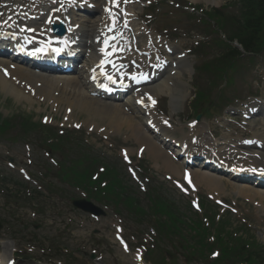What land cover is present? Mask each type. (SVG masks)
I'll return each instance as SVG.
<instances>
[{"label": "rangeland", "instance_id": "obj_1", "mask_svg": "<svg viewBox=\"0 0 264 264\" xmlns=\"http://www.w3.org/2000/svg\"><path fill=\"white\" fill-rule=\"evenodd\" d=\"M149 1L151 0H127L126 4H132L136 14H141L138 20H142L146 24L151 23L157 32H164L163 34L166 36H178L175 39L172 37L173 43L183 52L187 53L189 48L199 43L202 38L209 43L202 51H198L196 47V50L193 51L191 48V53L184 56L186 60L183 63L185 65L187 63V67L182 70L179 89L174 91L180 100L172 106L170 95L167 92L162 91L158 94L159 108L168 114L171 125L176 129L173 136L179 138L181 134L187 133L186 124L195 117L189 104L193 95V85L197 84L203 89L207 87L210 90L211 88L208 85L210 80L206 79V76L211 74L193 73V68L199 66L201 62L208 63L225 51L224 47L212 43L211 38L214 35L204 36L208 32L202 30L201 27L203 26L199 27L198 19L191 16V11H193L191 6L203 9L217 8L230 0H155L160 1V3H153L155 5L148 6ZM185 5L188 8L185 9ZM193 15L204 17V14L198 11H194ZM220 33L222 32H217L216 35ZM234 72L236 73L233 74L232 83L221 93L218 89L208 91L209 98L214 100L215 108H210L206 115L204 113L199 114L200 119L198 126H196L197 131L200 129L199 132L203 133L206 138L212 137L211 131H208L210 126L211 128L214 127L212 130H218V136L225 133L240 139L252 137L254 127L243 126L239 116L226 115L231 108H224V103L228 101L235 104L237 101H251L252 98L248 97L249 95H257L258 98L261 97V101H264V49L252 60L242 57L240 61L236 62ZM21 83L24 82L19 81L17 85L23 87ZM14 84L15 82H13ZM184 92L188 95L182 99L181 95ZM22 93L27 96L29 91ZM58 95H60L58 91L53 94L56 97ZM33 97L40 99L35 98L32 103L24 99L16 100L9 94H5L0 88V114L5 118L11 117V121H14V117L17 116L28 117L29 121L33 123L41 122L43 115L45 118H52L50 124L44 125L55 126L56 128L53 129L56 130L61 128L60 126L67 117L70 127L65 128L64 132L73 129L71 127L72 122L81 124L80 130L73 132L72 136L74 137L67 144L69 151H77L74 148V143H78L81 148H85L91 154L90 158H103V160H99L111 163V165L114 164L119 173L123 177L125 176V165L121 161L122 156L120 158L118 155V148L127 146L125 148L131 149L132 155L139 153L137 147L140 141L135 128H126L125 125L120 128L115 123L109 122L108 115H105L106 119H97V117L87 120L88 113L78 109L73 110L69 115H64V108L67 107V104H57L52 99L48 102L40 94ZM122 106L123 113L131 117L135 116L138 124H142L143 116L137 112L131 113L130 105ZM203 106L205 105L201 107ZM228 117L230 119L235 118L234 124L228 122L226 124L224 120ZM250 122L255 124L256 131L261 134L264 133V122L260 121L259 117L251 119ZM89 125L94 126V129L90 135H87L89 129L86 130L90 127ZM223 125L226 126L223 127ZM97 127L100 129L99 131H95ZM103 128L104 131L102 132ZM43 129L47 128L31 126L29 129H24L15 125L7 129L3 134L4 137L0 136V254L13 255L17 264L33 262L38 264H137L136 260L140 253L138 242L144 241L141 235L147 231L148 219H141L140 222L135 221L126 209L120 211L119 218L108 206V209H104V214L95 220L82 211L73 208L69 198L77 197L80 194L72 188V185L69 186L60 181L55 174V167L48 169L49 163L45 158L47 156L42 151V145H47L48 137L44 134ZM197 131L193 132L194 135L196 134L195 137L198 136ZM97 132L98 135H96ZM11 137H15V139H11ZM206 138L203 139L207 142ZM85 139H87V143H85ZM26 145L29 146L30 152H27ZM144 150L145 152L142 154L144 159L141 163L149 171L147 174L153 178V184L159 182L162 185V191L167 195L166 197L173 200L179 210L184 212V215L189 216L193 211L188 206L191 202H188L187 196L194 198L195 191L201 197L208 196L213 200H222L221 204H224L225 207L236 209V214L231 216V221L233 220L234 224L237 225L239 223L246 224L255 236L257 243L264 245V200L260 201L259 197H253L249 200L225 179L220 180L225 185L224 191L220 194L208 190L194 172L192 173V180L198 187L187 189L188 191L183 193L184 197L181 195V190L174 188L170 181L164 179L165 173H169L168 175L172 173L175 177L180 176L182 169L179 168V171L173 167L166 168L161 160L151 157L147 147H144ZM52 156L57 162L61 160L58 153H52ZM137 162L136 160L135 163ZM20 169L25 173L27 172L30 177H25V174L19 173ZM213 187L216 190L217 186L214 185ZM134 192L140 203L146 205V197L141 195L143 193L136 185H134ZM91 201L102 207L101 203H96L93 199ZM187 207L190 208V211ZM120 221H123V224H119ZM115 225L122 227V230H118V232L127 242V251L114 239V234L117 231ZM182 234L185 236L184 232ZM157 237L160 235L157 234ZM163 237L164 239L159 243V246L162 248V252H170V258L174 264H211L214 262L207 254L203 258L195 256L190 260L185 259L184 255L188 254H186V250L176 248L178 242L183 243V240L179 236L176 238L169 234ZM184 239L189 242L187 236ZM158 250L155 246L154 252L156 253ZM91 254L93 257H90ZM262 254L264 255V251ZM222 264L236 263L225 260Z\"/></svg>", "mask_w": 264, "mask_h": 264}, {"label": "bare ground", "instance_id": "obj_2", "mask_svg": "<svg viewBox=\"0 0 264 264\" xmlns=\"http://www.w3.org/2000/svg\"><path fill=\"white\" fill-rule=\"evenodd\" d=\"M46 1L47 3L46 2L41 3V5L37 7V11L43 10L44 9L43 7L46 8L47 4L50 5L53 0H46ZM109 2L110 1L108 0H96V8L97 9L100 8V5L107 6L109 5ZM18 7H20V9H18ZM1 10H2L1 15L13 19L15 17L18 18L22 14L26 13L28 8H26L25 4L22 3L21 1L13 0L12 3H10V6H5L3 8L1 7L0 11ZM84 10H83L84 14L81 15L82 18H78L76 20V22L79 23V27L77 28V31L75 33L77 32L80 33L84 43L85 44L87 43L86 44V46L88 47L87 49L91 50L93 46V38L96 36L95 35L93 37V35L97 33V27L98 28L100 27L99 25L100 23H95L94 21H99V16L95 17L96 19L94 20L92 19V17L90 18L88 16L89 9H87V7H84ZM20 12L21 15L19 14ZM51 13H53L54 15L56 13V9L55 12L51 11ZM4 19L6 18L1 17L0 21ZM129 33L130 31H127L125 34H129ZM137 35H139L138 37L139 39H141L140 43L144 44V37L142 36V33H137ZM4 53L7 54L8 56L7 57L0 56V70L2 69L7 70V72L10 73L9 79H6L1 74L0 71V88L5 94H9L10 96L14 97L16 100L24 99L32 103V101L35 100V98L36 99H40V98L33 97L30 92L28 93L27 96H25L22 93L26 91V86L30 84L29 86L34 91V96L40 94L42 97H45L48 102H50L49 100L52 99L53 102H56L57 104L65 103L67 104L66 106L67 108H69L71 113L75 109H78L79 111H85L88 113L87 120H90L89 118L96 119L97 117H98L97 119H106L105 115H108L109 122L115 123L116 125L120 126V128L124 125L126 126V128H135L140 143L141 144L143 143L144 147H147L152 158L161 160L162 161L161 163L163 164L164 167L166 168L173 167L176 170H179V168L182 169L179 164L175 163L171 158H169L166 152L160 147V145L157 144L155 137L151 133L146 131L144 127L138 125L131 116H128L127 114L123 113V110L121 109V106L118 103H115L111 100H107V99L101 100L100 98H94L90 96L89 95L90 85L87 84V82L84 80V78L88 77L87 74H85L84 77L78 75L77 71L79 70L77 69H75L74 72L70 74L48 73L45 71L37 72L30 69L28 66L23 65V63H20L19 60L15 59L14 57L16 56H14L13 51L11 54L12 56H10L11 53L10 51H6ZM133 55H134L133 52L130 53L127 52L124 55H120L121 62L124 63L125 66H129V59L133 58ZM174 56L179 59L177 71L173 73L170 72L169 69L166 72H164L161 79H158L156 82L150 83L148 87L144 88L145 89L144 94L152 95L164 91L171 96V103L176 104V102L179 99L177 98L175 101L174 91L179 89V85H177L176 82L177 81L179 82L178 79L180 77V74H182L181 71L183 68L186 69L187 66L183 63L185 59H182L180 55H177V53H175ZM93 62H95V58L93 57L92 54H90L89 64L92 65ZM143 63H145V59ZM19 81L24 82L21 83V86L23 87L17 85ZM13 82H15L14 85ZM172 84H174L173 87H171ZM56 91L60 93V95H58L57 97L53 96L54 92ZM185 95L186 92H184L183 97ZM132 99L134 100L135 98ZM254 114L255 113H252V116ZM255 115L256 117H261L259 114H255ZM262 117L264 118V114H262ZM109 126L111 127V125ZM161 129H163V127ZM197 129L198 128L194 126L192 128V131H197ZM252 133H253V140H256V142H258V145L256 147L257 149L247 150L242 143H239L238 146L236 145L235 148L238 150L249 152L250 154L255 153V158L258 157V161H264V136L261 135V133H259L256 130H253ZM185 136H187V134H183V136L181 137L182 140L185 138ZM220 139L222 141L220 140V142L218 143L217 142L213 143L214 147L218 145L224 146L226 144L225 139H227V136L223 135V137H221ZM219 149H221V147H219ZM224 149H226V147H224ZM174 151L179 153V149H177V147H175ZM248 158L251 157L248 156ZM174 164H176L178 167L175 166ZM205 167L207 168H200V167L194 168L192 169V173L193 172L196 173L201 183H203L208 188V190L220 194L221 192L224 191V186H225L221 181L225 179L229 182L231 186L236 187L238 189V192L241 193L244 197H247L249 199H252L253 197H259L260 201L264 200V188L253 187L247 183L236 184L234 183L235 180H233L231 177L227 175L217 172V170H215L212 167V165L207 164ZM170 171L172 172L173 170ZM214 185L217 186L216 190H214L215 189L213 187ZM10 256L12 255L3 254V253L0 254V264H5V261L8 258H11Z\"/></svg>", "mask_w": 264, "mask_h": 264}, {"label": "trees", "instance_id": "obj_3", "mask_svg": "<svg viewBox=\"0 0 264 264\" xmlns=\"http://www.w3.org/2000/svg\"><path fill=\"white\" fill-rule=\"evenodd\" d=\"M229 6L233 9L232 14L226 9ZM208 15L217 16V23L220 29L226 33L225 40L227 41L226 43L221 41V44H225L228 49L221 56H217L210 63H206L204 70H213L214 75L215 71L219 72L221 77L224 76L227 71L233 72L236 66L230 59L236 58L240 54L237 48L230 45L233 41H236L242 47L249 58L260 54L264 49V0H232L229 5L227 4L222 9H212ZM230 80H232V76H230ZM200 99V92H196L197 101L195 102L200 103ZM70 166V169L66 170L67 172L64 173L66 176L77 181L78 184L93 183L89 180H85L88 176L87 170L89 168L86 167L84 161L78 160ZM117 189L119 193H121L122 188L120 184L113 182L108 188H105V191L108 192L109 190L113 194L114 191L118 192ZM123 200L127 202V206L132 207V201L130 199ZM150 213L155 219L157 218V221L161 219L160 217H164V219H162L163 221L157 223L160 232L179 236L185 242V245H187L188 242L184 240L185 236L192 241V245H189L188 253L190 255L188 256H194V254L199 253L202 255L203 250L208 252L212 247H210V245L214 244L217 245L220 251V256L214 264H220L223 260L232 258L240 259L244 262L247 261L246 264H261L260 247L255 244L249 232L241 229L239 237H237V235L232 237L229 232V224L226 220H222L218 224H215L208 218L211 224L209 228L197 217L195 219H184V216L177 211L173 203L160 196L151 200ZM184 230H186L184 232L185 236L182 234ZM211 231L214 235V242L210 244L206 239L209 234H211ZM158 261H162L161 258Z\"/></svg>", "mask_w": 264, "mask_h": 264}, {"label": "snow or ice", "instance_id": "obj_4", "mask_svg": "<svg viewBox=\"0 0 264 264\" xmlns=\"http://www.w3.org/2000/svg\"><path fill=\"white\" fill-rule=\"evenodd\" d=\"M114 2H115V0H114ZM126 2H127V0H126ZM9 19H11L10 17H9ZM5 24L7 23V21H5L4 22ZM49 23H51V21H49ZM105 43L107 44V41H105ZM40 51H43V49H37L36 50V52H40ZM54 51H58V50H56V49H54ZM32 55H35L36 53L34 52V53H31ZM108 53H105V55H107ZM102 64H103V61L101 62ZM95 78V77H94ZM109 79H111V77H108ZM149 99H151V98H149ZM152 103L153 104H155V101L153 100L152 101ZM165 123H167V121H165ZM77 127H79V125H77ZM125 159H127V154H125ZM252 171H255V169H252ZM262 174H264V170H262ZM121 243H123V241H121ZM124 247H125V251H127L128 250V248H127V245L125 244L124 245ZM215 255V254H214ZM138 259H139V257H137Z\"/></svg>", "mask_w": 264, "mask_h": 264}]
</instances>
